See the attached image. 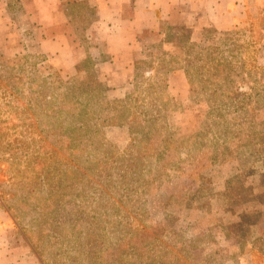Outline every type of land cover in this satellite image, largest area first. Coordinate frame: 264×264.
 <instances>
[{"label": "rangeland", "instance_id": "374dc122", "mask_svg": "<svg viewBox=\"0 0 264 264\" xmlns=\"http://www.w3.org/2000/svg\"><path fill=\"white\" fill-rule=\"evenodd\" d=\"M11 6L0 205L23 264H264V16L110 53L83 1L43 30Z\"/></svg>", "mask_w": 264, "mask_h": 264}, {"label": "crops", "instance_id": "0c3cea01", "mask_svg": "<svg viewBox=\"0 0 264 264\" xmlns=\"http://www.w3.org/2000/svg\"><path fill=\"white\" fill-rule=\"evenodd\" d=\"M67 1L70 0H0V15L11 11L12 3H17L19 11L30 12L35 17L39 29L60 27L66 23L62 7ZM77 1H83L94 11L95 18L88 32H95L104 40L110 53L131 47L142 32L160 31L163 23L186 25L194 31L203 27L228 31L248 21L252 11L256 16H264V0ZM253 31L261 33L264 28ZM66 45L69 46L68 38L59 33L41 42L43 49L58 52L65 50ZM12 234L11 219L0 205V264H23L22 260L29 258L19 244L14 245Z\"/></svg>", "mask_w": 264, "mask_h": 264}]
</instances>
